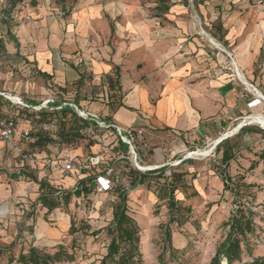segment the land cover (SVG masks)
<instances>
[{"label":"rangeland","instance_id":"1","mask_svg":"<svg viewBox=\"0 0 264 264\" xmlns=\"http://www.w3.org/2000/svg\"><path fill=\"white\" fill-rule=\"evenodd\" d=\"M257 1L226 0L223 5L217 2L212 5V0H168V9L164 10L159 0H22L10 9L9 16L6 17L9 0H0V83H13L14 87L20 80L16 77L26 73L25 79L28 83L39 82L40 86L46 89L44 94L41 93V97L45 99L32 107L19 96L12 94L13 92L10 94L0 90V93L4 94L0 96L13 105L7 107V110L3 108V113L16 117L20 123L22 117L17 114L18 109H15V106L31 108L38 112L40 109H35V106H41L42 102L53 100L52 98L83 102L85 110H80L71 103H61V106L71 107L80 117L82 114L79 112L89 113V104H103L107 99V104L114 109L120 104L123 93L118 82L114 83L113 79L105 80L104 84L94 83L91 67L93 59L101 57L116 60L120 65L116 66L114 72L117 77L124 69L128 74L135 72L137 81L142 82L151 75L155 81L158 72L165 65L160 56L165 43L162 30H172L176 26L171 11L179 14L185 12L186 7L192 17V26L198 27L200 21L202 27H208L203 18L199 19L204 15L200 12L207 10L206 7L213 6L214 10L218 9L220 13L229 15L241 13V17L244 10L257 12L261 8L259 6L264 4H258ZM101 5L105 12L101 15L103 23L90 18L89 27L94 31L89 30L90 34L86 36V42L82 46L80 34L76 31L74 14L86 10L87 7H91L92 11L96 10L94 8L99 10ZM54 23L57 28L63 29L62 36L69 27L74 28L73 43L64 44L63 40H56L51 36L48 40L49 46L57 48V51H52L50 58H59L82 71L84 78L81 83H65L61 85L64 88H60L53 77H41L33 67L24 71L27 69L24 65L32 63L28 62L30 57L18 47L17 31L22 26L35 25L38 36L41 34L43 38ZM82 25L85 28V25ZM130 27L140 28L141 31H135L133 35L134 32L129 31ZM214 27L223 35L219 23ZM103 28H106V31L102 30ZM144 28L151 30L144 34ZM223 44L227 45L226 42ZM262 52L263 49L250 70L260 87H264ZM246 77L249 80V76ZM253 83L252 81L250 84ZM103 86L109 93L108 98L101 97ZM12 98L19 99L22 104H17ZM261 107L257 105L254 110L241 115V118L222 127L219 125L212 138H201L200 142L187 144L180 150H177L176 143L171 144L174 154L166 165L152 163L155 152L166 144L163 135L157 132L148 134L142 130L143 134H139L136 130L132 131L133 149L140 167L136 166L129 147L125 158H120V155L112 153L107 145L113 136L105 129L95 133L100 145L99 151L105 158L112 160L116 170H122L120 184L123 186H128L130 168L144 173L167 166L164 174L166 177H170L172 172L185 174L178 180L173 208L167 198L161 197L157 179L150 180L149 188L139 186L128 191V214L140 231L138 250L143 264H210L216 247L228 232L225 224L237 209L250 213L254 225L253 233L247 235V243L242 246L241 262H251L264 255V128L256 123L249 124L244 119L249 115H264V105ZM42 109L54 110L50 106ZM96 115L100 122H103L101 119L106 122L110 120L109 115H104L103 118L99 114ZM66 117L71 118L68 115ZM28 118L33 121L36 119L33 116ZM46 119L47 117L42 116L36 120L38 122ZM90 121L95 122L91 119ZM244 121L246 126L240 129ZM19 123L20 129L28 128L27 123ZM49 123L45 124L43 135L54 142L43 148L42 152H38L39 148H34L35 138L25 140L18 135L12 140L0 139V264H16L15 260L19 254L27 253L28 248L32 246L51 254L61 246L69 254H73L72 262L58 264H101L109 243L106 227L112 220V207L118 202L119 190L101 194L91 191L88 195L79 196L73 194L67 205H61L47 213L46 208L37 201L39 185L28 177L20 176V173L33 174L39 180L46 179L50 184H59L61 189L72 192L79 186L78 181L74 183L76 179L68 177L69 175L62 171V161L64 157L76 156L67 151L72 152L70 150L79 145L81 140L77 141L78 143L73 140L70 146L64 147L58 136L62 132L58 124ZM34 124L29 125L30 132H36ZM61 128L63 132L68 130L66 123ZM225 134L228 136L220 142L221 144H213ZM226 148H230L233 156L224 164L221 156ZM198 150L207 152L198 156L195 154ZM96 151L97 149H94V152ZM190 153L194 154L190 156ZM67 221L68 224H65ZM70 222L75 229L71 235L68 234ZM42 226L46 228V234L55 235L56 238L46 237L41 230ZM168 231L170 241L166 240ZM221 264L226 262L222 260Z\"/></svg>","mask_w":264,"mask_h":264},{"label":"crops","instance_id":"2","mask_svg":"<svg viewBox=\"0 0 264 264\" xmlns=\"http://www.w3.org/2000/svg\"><path fill=\"white\" fill-rule=\"evenodd\" d=\"M223 1L226 0H212V5L216 2L223 5ZM100 7L101 9L94 8L96 10L93 11L90 10L91 7H87L86 10L74 14L77 24L76 31L80 34L82 46L86 42V36L90 34L89 30L94 31L92 27H89L90 18L103 23L101 15L105 12L103 6ZM259 7L261 8L257 12L244 10L241 17V13L229 15L220 13L218 9L214 10L213 6L206 7L207 10L200 12L204 15L199 19L203 18L204 24L208 27H202L200 21H198L200 24L198 27L192 26V17L186 7H184L185 12L179 14L171 11V17L176 26L172 30L168 28L162 30L165 43L160 56L165 65L158 72L155 81L152 75L142 82L137 81L135 72L128 74L124 69L117 77L114 72L116 66L120 65L116 60L102 59L98 55L100 58L93 59L91 63L94 83L104 84L105 80L113 79L114 83L118 82L123 98L114 109L107 104V99L103 104H89L87 111L99 114L101 117L109 115L111 122L123 130H143L148 134L154 131L163 135L166 144L155 152L152 163L168 164V160L174 154L172 147L175 143L177 150H180L187 144L200 142L201 138H212V134L219 128V125L220 127L225 126L255 108H247L246 103L251 97L249 95L245 98L241 97L244 86L232 72H224L222 75L213 73L216 66V51L210 45L209 40L231 52L246 82L253 81L255 84L252 85L264 94V87H260L250 73L262 49L264 54V41L262 42L264 39V4ZM216 23L222 26L223 35H220L214 27ZM54 24L49 32H45L43 38L41 34L38 36L35 25L22 26L17 31L18 47L30 57L28 62L32 63L24 65L27 68L24 71H29L28 67L30 69L33 67L38 75L47 74L53 77L57 85L72 84L83 72L59 58L51 59L52 51L54 52L57 48L50 47L48 40L52 36L56 40H63L64 44L67 42L71 44L74 28L69 27L62 36L63 29L57 28ZM102 30L106 31V28ZM150 30V28H144V34ZM129 31L134 32L132 34L135 35V31H141V29L130 27ZM224 42L227 45H224ZM262 72L264 73V70ZM25 74L16 77L20 80L14 87L13 83H0V90L10 94L13 92L12 94L19 96L24 102L35 105L45 99L41 97V93L44 94L46 89L41 87L39 82L28 83ZM246 76H249V80ZM105 77L107 79H104ZM101 92L102 98H108L109 93L105 90V86ZM177 139L180 143H177ZM67 153L82 155L81 148ZM65 224H68V221ZM41 230L46 237L56 238L55 235L46 234L45 227L42 226Z\"/></svg>","mask_w":264,"mask_h":264},{"label":"trees","instance_id":"3","mask_svg":"<svg viewBox=\"0 0 264 264\" xmlns=\"http://www.w3.org/2000/svg\"><path fill=\"white\" fill-rule=\"evenodd\" d=\"M20 1L22 0H9V4L7 5L8 8L6 11V17L9 16V13L11 11L10 9L12 7H15V4ZM167 1L168 0H159V4L163 5L164 10L168 9L166 5ZM263 2L264 0L262 1V4ZM41 75L44 77H48L47 74ZM83 75V73H80L79 79L74 82L73 85L81 83L84 78ZM58 86L60 88H64V86ZM52 99L53 102L48 105V107L50 106L54 108V110L52 111L40 109L38 112H35L31 108L15 106V109H18L17 114H20L23 120H20V123L28 124V128L24 127V129H20L18 127L19 119L17 121L16 117L8 116L7 114L3 113V110L5 108L7 110V107H13V105L5 98H2L0 96V120L11 121L16 126L19 132V137L27 140L26 137L22 136L24 132H27V137H29L30 139L35 138L33 146L34 148H39L38 152H42L43 148H45L48 144L54 142L53 139H49L47 138V136L45 137L43 135L45 133L44 130H46L45 124H50L49 122H53L52 124L55 123V125L58 124L57 126L59 127L60 131H62L58 134V136L61 138V143H64V147L70 146L74 141L78 143L77 141L81 140V143L79 145L70 150L74 151L78 148H81L82 155H76L72 157L75 161L82 162L90 156L98 155L100 157V164L97 167L88 169V174L86 175L67 173L69 175L68 177L76 179L74 180V183L78 181L79 186H77V189L74 192L61 189L59 184L58 186H54L50 184L46 179L39 180L33 174L20 173V176H25L26 178L28 177L39 185V195L37 197V201L43 208H46L47 213H50L54 209L59 208L61 205H67L73 194L75 196H79L81 194L88 195L91 191H94L93 186L95 177L98 174H103L106 168L112 167L114 169V173L119 178L113 179L112 189L105 193H109L115 189H118V202H116L112 207V220L106 227L107 235L109 237V243L106 248V254L103 256L100 263L143 264L141 255L138 250V245L140 242V231L135 221L128 214V191L134 190L139 186H147L149 188L150 180L157 179L156 182L160 183L159 191L162 192L161 197L167 198L173 208V206L175 205L173 197L174 192L178 187V180L185 174L172 172L170 177H166L164 174L168 169L167 166H163L159 169L149 170L144 173L135 171L130 168L128 176V186H123L122 184H120V173L122 172V170H116V168L113 166L112 160H110L109 158H105L101 151H99L100 145L98 144V138H96L97 136L95 135V133L101 132L103 131L102 129H105L110 136L112 135L113 137H111V140L107 145L111 148L112 153H116L117 156L120 155V158H125L128 145L120 140L119 136L112 130V128H100L95 122H91L88 119H83L78 116L76 112H74V110L68 105L61 106V103H71L77 106L80 110H85V107L83 106V104H81V102H78L75 99H65L64 101H61L58 98ZM71 101H74L75 103H72ZM27 104L31 107L34 106L31 103ZM35 105H38V103ZM59 106L60 108H58ZM67 115L71 118L67 119ZM29 116H33V118L35 117L36 119H41L42 116H45L47 117V119L37 122L36 119L35 121L29 119ZM101 121L106 124H114L113 122H111V117L109 122H106L102 119ZM65 123L67 124L68 128V130H66L67 132H63V129L61 128L62 126H65ZM33 124L36 126V132H30L31 130L29 128V125ZM220 144H218L217 146L219 147ZM94 149H97V151L94 152ZM232 156L233 154L230 153V148L224 149L221 156L222 163L227 164L232 159ZM74 183L72 185H74ZM118 183L120 185H117ZM225 225L228 227V232L225 238L216 247L215 254L211 258L210 264H221L222 260H224L226 264H233L234 262H239L240 264H264V255L253 259L251 262H241V256L243 253L242 246L246 245L247 243V235L252 234L254 231L251 214H247L243 210L237 209L235 213L230 216ZM68 227V234L71 235L75 231L73 223L70 222V225ZM166 237L167 241L171 240L169 231L166 233ZM73 260V254H69L67 250L61 246H59L57 250L52 254L32 246L28 248L27 253L21 252L15 262L16 264H58L72 262ZM10 261H13V259H10Z\"/></svg>","mask_w":264,"mask_h":264},{"label":"built area","instance_id":"4","mask_svg":"<svg viewBox=\"0 0 264 264\" xmlns=\"http://www.w3.org/2000/svg\"><path fill=\"white\" fill-rule=\"evenodd\" d=\"M263 0H258V4H262ZM210 45L214 48L215 56H216V66L213 69V73L217 75H222L224 72H232L235 77L242 82V85L244 86V92L242 93L241 97H246L247 95H251V98L247 101L246 106L248 109L255 108L257 105H264V94L260 93L257 88L248 83L246 84L243 82V80L240 78L238 74V68L235 64L233 54L229 51H226L220 44L212 42V40H209ZM181 48V46H179ZM4 95L3 93H0ZM15 100L17 104H22V102L19 99L12 98ZM53 100H46L42 102L41 106L36 107L35 109H42L47 108L50 103H52ZM82 114L83 119L88 120H94L99 127L101 128H112L117 135L119 136L120 140L128 145L130 153L134 157V161L136 166H138L136 162V153L132 147V140H133V130H123L116 124H105L104 122L99 121V117L96 114H90L85 112H79ZM250 116V115H249ZM257 116L264 117L262 114H257ZM247 117H244V119ZM245 121L243 122V126H246ZM240 127V129L242 128ZM137 133L141 134L142 130H136ZM19 134L16 126L11 121H5L0 120V139L2 140H12L15 136ZM28 133L24 132L22 136L26 137L27 140H30L29 137H27ZM100 164V157L97 155L90 156L86 160L80 162L75 161L73 158L64 157L62 161V171L65 173H77L79 175H86L88 174V169H92L94 167H97ZM113 179H118V176L114 173V169L112 167H108L105 169L103 174H98L95 177L93 190L98 193H105L112 189V183Z\"/></svg>","mask_w":264,"mask_h":264},{"label":"bare ground","instance_id":"5","mask_svg":"<svg viewBox=\"0 0 264 264\" xmlns=\"http://www.w3.org/2000/svg\"><path fill=\"white\" fill-rule=\"evenodd\" d=\"M238 74H239V76H240V78L243 80V82H245L246 84H248L247 82H246V80L244 79V76H243V74L240 72V70L238 69ZM250 119V120H249ZM245 120L246 121H248V123L250 124V123H256V124H259V125H261V127H263L264 128V117H260V116H257V115H250V116H248L247 118H245ZM251 121V122H250ZM252 121H255V122H252ZM242 124V126H243V123H241ZM241 126V127H242ZM236 128H238V127H236ZM237 130V129H236ZM235 130V131H236ZM228 136V134H225V135H221L219 138H217V140H215L214 141V143L213 144H216L218 141H223L226 137ZM220 141V142H221ZM219 142V143H220ZM210 145V144H209ZM206 152L207 151H201V150H198V151H196L195 152V154L196 155H203V154H206ZM191 154L193 155L194 153H190V154H188V155H190L191 156ZM138 167H140V166H138Z\"/></svg>","mask_w":264,"mask_h":264},{"label":"water","instance_id":"6","mask_svg":"<svg viewBox=\"0 0 264 264\" xmlns=\"http://www.w3.org/2000/svg\"><path fill=\"white\" fill-rule=\"evenodd\" d=\"M220 141H221V140H220ZM220 141H218L217 143H219ZM217 143H216V144H217Z\"/></svg>","mask_w":264,"mask_h":264}]
</instances>
